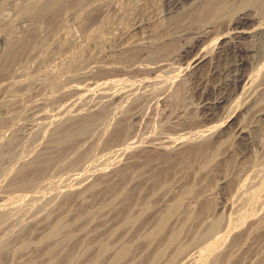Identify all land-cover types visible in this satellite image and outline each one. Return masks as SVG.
<instances>
[{"label": "rangeland", "instance_id": "obj_1", "mask_svg": "<svg viewBox=\"0 0 264 264\" xmlns=\"http://www.w3.org/2000/svg\"><path fill=\"white\" fill-rule=\"evenodd\" d=\"M229 1L228 12L224 14L227 18L233 15L238 5V0ZM197 2L198 0H0V264H46L45 248L49 242H56L55 246L60 250L58 253L61 256L71 253L73 257L75 252L74 257L78 258L73 257L72 264H85L86 260L95 258L93 256L100 241L111 243V247L132 243L129 238L134 232L142 230L141 233H145L152 226L154 211L142 215L140 208L138 207L140 213L135 208L133 212L136 217L142 215L143 219L139 217L138 221H141L134 226L135 229L131 228L133 231L127 229L126 222L122 221L123 216L117 215L118 210H112L110 205L107 207L108 203H103L107 199L124 197L118 189L120 183L123 180L125 184L129 183L127 188L130 191L135 190L132 192L134 194L138 193L137 186L140 181L151 177L153 180V176L155 179L164 177L161 179L167 184L156 197H162L165 201L168 199L169 202L181 192L186 178L191 179L194 172H197L196 169L203 172L200 168L202 159L192 158L194 153L190 155V167L185 163L187 161L183 163L180 158V150L158 154L142 151L137 145H146L153 141L156 143L164 135H176L182 127L186 130L194 129L193 131L210 127V124L212 126L217 121H222L234 109L250 118V110L245 112L242 108L244 103L241 96L230 107L214 110L215 118H210V110L203 102V88H198L197 79L186 73L188 57L193 53L196 35L217 29L216 19L174 22L175 17L191 12L198 5ZM256 36L250 41V45L257 50L252 62L255 73L264 66V34ZM164 42L168 46L167 51L171 52L170 55L166 51L159 52ZM232 61L231 55L214 59L213 66L220 69V73L210 72L211 75H206L208 78L204 77V82L208 80L206 84L210 87L216 85L225 76L221 69ZM163 62V68L154 73L153 70ZM212 64L211 62V66ZM108 78L115 79L107 88L110 93H120L121 90L124 92L125 89L127 95L122 93L120 96L118 93L114 97H105L103 89L97 90L99 87L96 85ZM153 78H157L154 83L151 82ZM147 79L150 81H146ZM256 79L257 82L264 79V68ZM88 89L93 90L87 98L81 99L80 96ZM215 94L217 95H213ZM79 110L82 113H78L73 122L69 123L71 115H65ZM96 111L102 112L104 120L84 131L85 136L81 135L77 140L75 137L77 148L65 153V149L55 141V128L60 123L65 122L63 125H66L68 122L64 130L62 126L63 132L66 129V132H70L74 128L73 132L77 133L76 129L82 127L87 119L83 116ZM260 120L263 122L264 118ZM125 127L129 131V143H133L128 146L126 160L120 159L116 149L114 150L121 140L113 138V135ZM200 140L199 142L202 141ZM253 141V151L258 155L262 154L259 160L247 166L244 178L235 184L236 187L233 186L234 189H220L212 195L213 203L215 205L217 202L220 217L225 221L234 219L239 213H255V208H258V203H254L250 193L255 182H260V177L264 174V146L259 141ZM191 142L189 143H198V140ZM236 146L240 150V145ZM167 156L172 159L167 161ZM45 159H52V165L49 164L41 179L32 186L23 185L15 174H18L24 164ZM127 164L128 168L118 171L122 174V180L119 181L114 171ZM221 166L224 163L216 169ZM99 168L106 170L105 175L97 172ZM95 171L98 175L89 176L79 186L82 189L87 188L91 183L95 185L97 181L96 184H104H100L102 189L111 187V190L89 196L84 203L75 198L69 199V194L73 191L67 190L77 186V182L86 174ZM133 171H136L134 177ZM97 176H102L100 181ZM198 176L199 174L196 180L202 177ZM131 178L134 181L131 182ZM255 178L258 179L254 180ZM200 185L197 190L202 188ZM263 197L264 192L261 198L264 199ZM129 198L132 199L131 195ZM99 206L103 207L101 211L97 210L100 209ZM198 206L200 208V204ZM89 209L90 212H87ZM75 215L79 216L76 218L80 222L78 224ZM81 217L83 218L80 219ZM58 220L66 221V228L64 226L63 231L60 230L56 239L48 241V231ZM74 221L75 224H72ZM79 227L84 228L82 230ZM66 231H75L74 234L79 232L75 235L84 238L85 242L90 240L89 244H84L86 248L82 245L84 249L81 245L74 244L67 239ZM98 239L99 243H95ZM112 243L118 245L114 246ZM141 260L142 254H138L134 263ZM105 261L100 263L105 264Z\"/></svg>", "mask_w": 264, "mask_h": 264}, {"label": "bare ground", "instance_id": "obj_2", "mask_svg": "<svg viewBox=\"0 0 264 264\" xmlns=\"http://www.w3.org/2000/svg\"><path fill=\"white\" fill-rule=\"evenodd\" d=\"M238 2L236 8L233 6L235 8L234 11L232 9V11L234 12L233 15L227 18L224 14L228 12V7H229L228 5L230 3L229 0H198L197 2L198 5L195 8H193L191 12L189 13L186 12L187 14L184 16L175 17L174 22H180V23L186 21L196 22L198 20H202L206 18L209 20L216 19L215 21L216 23L215 27L217 28L216 30L205 29L206 30L205 32H199V33L197 32L198 34L196 35V42L193 45L194 46L193 53L191 56L188 57L189 61L185 69L186 73L191 74L194 78L197 79L198 88L200 89L203 88L202 90L205 93L203 102H204V106H206V108L210 110V116H211L210 118L213 119L215 115L214 110H218V109L224 110L226 109L227 106L230 107V104H233L234 101L237 98H239V96H241L240 98H243L244 107L242 108H244V111L247 112L246 110H250L249 112L251 113L250 118L249 119L246 118V116L243 115V112L237 113L236 111L238 109H234L230 113V115H228L227 117L225 116L226 118L224 117L222 121L216 120L217 123H215V125L212 126L210 124V127L206 126L207 128L205 127L196 131H193L194 129L186 130V128L183 129L182 127V129L176 132L177 133L176 135H164L161 138H159V141L158 142L156 141V143H153L154 142L153 141L146 145L138 144L137 145L138 149L142 151L156 152L158 154H161L163 152L172 153L175 152L176 150H180L181 152L179 153L181 154L179 155L180 158L183 160V163L184 161H187L185 163H187L189 166L190 163L192 162L190 159L194 157L195 159H197L196 157H200V159H202V162H200L202 163L200 168H201V172L202 171L203 172L200 173L196 169L195 171L197 172H194L193 177H191V179L186 178L187 180H185L181 192L179 191L180 193L178 195L175 194L176 196L174 197V199L173 200L171 199L169 202H167L168 199H166L165 201L164 199H161L162 197L160 198L156 197L157 193L162 189H164L167 184L164 179H161L164 177H161L160 179L158 178L155 179V177L152 175L155 180L154 179L151 180L152 179L151 177V179H148L150 180L149 182L148 180L140 181L137 186L138 193H134V194L132 192L135 190L130 191L128 189L129 187L127 186L129 183L125 184L124 182L125 180H123L120 183V187L118 189H120L119 191L120 193L123 194L124 197H122V199H119L117 197L111 198L110 196L112 195H110L108 197H110L111 199H107V202H103V203L104 204L108 203L107 207H109L110 205V208L112 210L115 209L118 210L117 215H119L120 217L123 216V219L125 220L122 219V221H124L123 223L126 222L128 227L127 229H131V228L133 229L134 226L139 221H141V220L138 221V219L143 214L148 213L149 211L151 212L154 211L152 213L153 216L151 218L152 226L149 229L145 227L146 229H148V231L147 232L145 231V233H141L142 230L140 232L139 231L134 232V234H132L131 237L129 238L131 239L130 242L132 241V243L130 244L123 243L122 245L119 243L120 246L118 247L117 246L111 247L110 245L111 243L102 242L98 239V242L95 243H99V241L100 243L97 246L98 248L96 247L98 250L96 249L97 252L95 251L96 254L93 256L95 258L92 257L93 259L89 261L86 260L85 264H99L100 262L105 261L104 260L105 258H106V261L104 262L105 264H264V212H263L264 199L261 198L264 192V179H263L264 174L261 175L263 178L259 176L260 182L254 181L255 185L252 188L253 190L251 189L252 191L250 193L251 196L253 197L252 200H255L254 203H258V208H255L256 210L254 211L255 213L253 212L239 213L234 219L225 221L220 217V214L218 212V210L220 209L218 207L217 202H215L214 205L212 200L213 198L212 195L217 190L221 189L222 191L223 189L225 190L230 187L234 189L233 186L236 187L235 184L236 183L238 184V182L241 181L242 178H244L243 174H245L247 166L253 161L257 159L259 160V157L262 154L258 155L253 151L252 149V147H254L252 146L254 144L253 140L259 141L264 146V121L262 122L260 120L264 118V79H262V81L260 82L256 81L257 80L256 76L258 77V74L261 72L264 66L260 68L258 67L259 69L255 73L254 70L256 69L254 68L253 70L252 62L253 60H255L253 59V57H255L254 55L256 54L257 50L256 48H254V46L252 47L250 45V41L256 35L264 34V0H238ZM258 10H262L261 13L257 12ZM41 12L42 11H40V13ZM166 45L164 42V44L161 46L162 50H159L160 53L162 51H166V53L168 52L167 51L168 46ZM230 55L232 56L233 61L231 62L230 65H226L224 66L223 69H221L224 70L223 72H225L224 78L221 81L219 80V82L216 85L214 84V86L212 87L208 86L209 84H206L208 80L204 82V77H206V75L209 74L210 72L211 74L213 73L216 74L218 70H220L213 66L215 64L213 62L214 59L217 58L220 59L226 56L229 57ZM211 62L213 63L212 64L213 67L211 66ZM164 65H165L164 62L158 65V68L154 69L153 72L156 73L160 71L158 69L159 68L161 69V67ZM156 76L157 75H155V77ZM149 79H147L146 81H150ZM156 79L157 78L151 79L152 80L151 82L153 83L154 81L156 82L157 81ZM114 82L115 79L113 78H108L104 81H101V83L96 85L99 87L97 90L103 89L104 90L103 95L105 97L106 96L111 97V95L114 97L115 94L117 95L120 94V96H122L121 94L126 92L125 89L123 90L124 92H122L121 90L119 93L118 91L119 94L114 93L115 91L114 92L111 91L112 93L108 91L107 89L108 86H111L112 85L111 83ZM93 89H95V87ZM93 89H88L87 92L83 93L80 96V98L81 97L87 98L89 96L88 95L89 92ZM126 93L125 96L127 95ZM214 93H217V95L216 94L213 95ZM84 100L83 101L80 100V101L84 102ZM82 102L81 105H84L82 104ZM80 112H81L80 110L78 112H74L75 115H73L74 113L72 112L70 113V111H69L70 113L69 115L67 114V112H65L67 114L65 116L71 115V118H69L70 119L69 123L73 122L72 120L75 119L77 114L78 113L80 114ZM103 112L105 113V111ZM83 117L87 119L83 123L82 127L76 129L77 133H75V131L73 132L74 128L72 127L75 126H70L72 128L71 130L72 132L70 131L71 133L69 132V130L68 132H66L67 129L65 130V132H63L64 126H67L69 123L67 122L66 125H63L65 123L63 121L64 123L62 124L60 123L61 125L59 124L57 126L58 124L57 122L56 124L57 128H55L56 129L55 141L57 142V145H60V147L63 150L65 149L64 150L65 153L70 149H75L76 147L75 144L76 141L74 140L75 137L76 140L78 139L77 137L79 136L81 137V135L83 137V135L85 134L84 131L86 130L88 131L97 122L102 121V119L104 120L105 118V116L103 117L102 112L98 113L97 111L92 113L91 115H87ZM61 118L64 117L61 116ZM212 119H210V121ZM62 126H63V130H62ZM129 136H130L129 131L128 128L126 127L120 129V131L117 132L116 135H113V138H115L117 141L121 140V143L118 142L117 145H115L118 147L114 148V150L116 149V152L119 155L120 159L122 158L126 160L128 158L127 157L128 146L133 144V143H129L130 140ZM191 140H196V141L198 140V143L190 144L189 142H191ZM199 140L201 142H199ZM237 144L240 145V150H238V147L236 146ZM191 153L192 155L194 153L192 158H190ZM53 157L54 156H52V158ZM167 159H172V158L167 156L166 160ZM51 160L52 159L50 160L45 159L42 161L38 160L35 162L24 164L25 166L24 167L22 166L23 168H21L18 174L16 173L15 175L19 177V181H21L23 185L25 184L32 186L37 181H39V179H41L43 173L47 171L48 166L52 165ZM223 163L225 169L223 168L224 166H221L223 170H220L221 169L220 167L216 169L218 165H221ZM126 168H128V164L114 171L116 172L115 174L116 176L115 175L114 176L119 181L122 180V174H119L118 171H121ZM259 170L260 169H258V172ZM98 171L100 173L103 172L102 175H105L104 173L106 170L104 168H99L97 172ZM165 171L166 170H164V172ZM97 172L96 171L90 172L86 174V176L83 177L80 181L77 180L78 185L75 187L73 186L72 188L67 190L70 192L73 191V193L71 192L72 194L68 193L70 196L69 199L75 198L78 199L81 203H84L85 199H87V197L89 198V196H95L100 191L111 190V187L102 189L100 186L104 184H101L100 182L99 184L98 183L96 184L97 181L94 183L95 185L91 183L92 186L90 185L89 187L88 185L87 188L83 187L82 189V187L79 186L89 176L98 175ZM135 172L133 171V177ZM197 174H199V176L202 175L200 180L195 179ZM157 175L159 176V174ZM101 177L102 176L98 177L99 181ZM115 177L113 178L112 176L113 179H115ZM257 179L255 178L254 180ZM130 180L131 182L134 181L132 180V178ZM130 180L128 182H130ZM198 184L199 185L201 184L200 186H202L200 190H197V186H199ZM169 190L171 192V189ZM130 195L132 199L129 198ZM118 197L120 196L118 195ZM199 204H200V208L198 206ZM197 206L199 209L197 208ZM103 207L105 206L103 205ZM103 207L100 208L99 206L100 209L97 210L101 211ZM138 207L140 208L141 213L138 211ZM135 208H137V211L140 214H142L141 216L136 217V214L133 212ZM107 210L109 211V209ZM87 212H90V209ZM134 214L135 216H133ZM77 217L76 215L74 216L75 219ZM82 218L83 217H81L80 219ZM77 219L75 221H77ZM140 219L143 218L141 217ZM75 221L72 224H75ZM65 222L64 221L62 222V220H58L56 223L51 225L50 230L48 231L49 233L47 235V237L49 238V239L47 238L48 241H50L53 238L56 239V237L60 235V230L64 226L66 228ZM78 223L80 222L77 221L76 224ZM70 228L71 227H69V229ZM79 228L80 229L82 228L83 230L84 227H79ZM79 228L78 231L80 232ZM141 228L142 227H140V229ZM86 230H84L85 231L84 237H86ZM61 231H63V229ZM74 232L73 233L71 231L67 232L68 234L67 239L73 241L74 244H77L79 246L81 245V247L83 245L84 248H86L87 246H85L84 244L86 243L89 244L88 242L90 240L88 239L89 241L85 242L84 238L81 237L79 238L77 235H75L79 232L76 231L75 234ZM91 232H93V229ZM96 232L97 231L95 230V234ZM107 233L110 234V232ZM89 234H91L90 231ZM92 237H96V235ZM99 238L101 239V237ZM71 241L69 242L72 243ZM95 241H97V239ZM119 242H121V240ZM55 244L56 242L55 243L49 242L48 247L45 248L46 249L45 262H47L46 264H72V260L73 257L75 256V252L73 257H72L73 254L71 255V253H67L65 256H61L59 254L60 250H57ZM58 245L59 244H57V246ZM115 245L118 244L115 243ZM69 251L71 252V250ZM79 251L81 250L79 249ZM62 252L65 251L63 250ZM138 254H142V260L139 261L138 263H134ZM75 258H78V256L74 257V259Z\"/></svg>", "mask_w": 264, "mask_h": 264}]
</instances>
